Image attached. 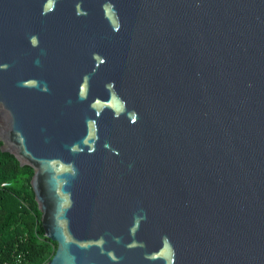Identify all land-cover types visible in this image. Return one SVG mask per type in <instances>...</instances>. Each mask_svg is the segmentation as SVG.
Listing matches in <instances>:
<instances>
[{
  "label": "water",
  "instance_id": "95a60500",
  "mask_svg": "<svg viewBox=\"0 0 264 264\" xmlns=\"http://www.w3.org/2000/svg\"><path fill=\"white\" fill-rule=\"evenodd\" d=\"M0 141L45 264H264V0H0Z\"/></svg>",
  "mask_w": 264,
  "mask_h": 264
},
{
  "label": "trees",
  "instance_id": "16d2710c",
  "mask_svg": "<svg viewBox=\"0 0 264 264\" xmlns=\"http://www.w3.org/2000/svg\"><path fill=\"white\" fill-rule=\"evenodd\" d=\"M32 174L31 166L0 149V264H45L56 250L41 225Z\"/></svg>",
  "mask_w": 264,
  "mask_h": 264
}]
</instances>
